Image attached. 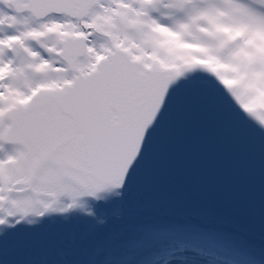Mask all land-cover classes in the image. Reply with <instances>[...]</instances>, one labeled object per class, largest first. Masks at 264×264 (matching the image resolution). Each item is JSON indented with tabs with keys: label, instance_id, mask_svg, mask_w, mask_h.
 <instances>
[{
	"label": "snow or ice",
	"instance_id": "6c2138e0",
	"mask_svg": "<svg viewBox=\"0 0 264 264\" xmlns=\"http://www.w3.org/2000/svg\"><path fill=\"white\" fill-rule=\"evenodd\" d=\"M193 111L226 135L247 228L139 210ZM48 225L71 231L9 258ZM0 264H264V0H0Z\"/></svg>",
	"mask_w": 264,
	"mask_h": 264
},
{
	"label": "water",
	"instance_id": "95a60500",
	"mask_svg": "<svg viewBox=\"0 0 264 264\" xmlns=\"http://www.w3.org/2000/svg\"><path fill=\"white\" fill-rule=\"evenodd\" d=\"M226 135L210 118L193 111L158 146L148 183L164 190L200 188L211 211L242 228L250 226L249 207L241 186L226 166Z\"/></svg>",
	"mask_w": 264,
	"mask_h": 264
},
{
	"label": "rangeland",
	"instance_id": "374dc122",
	"mask_svg": "<svg viewBox=\"0 0 264 264\" xmlns=\"http://www.w3.org/2000/svg\"><path fill=\"white\" fill-rule=\"evenodd\" d=\"M194 190L185 187L167 191L159 186L147 184L137 194L138 207L142 213L155 211L187 215L184 213L185 209H190L191 213L193 211L194 213L195 211L197 213L202 211L210 212L211 209L201 189L197 188ZM211 213L215 214L213 211ZM209 214L206 213L199 216L206 217ZM209 216L216 218L215 215L211 216L210 214ZM70 231L71 229L59 225H48L43 229L21 233L10 240V247L15 249V255L9 258L18 260L32 258L37 253L48 250L54 244L67 237Z\"/></svg>",
	"mask_w": 264,
	"mask_h": 264
},
{
	"label": "trees",
	"instance_id": "16d2710c",
	"mask_svg": "<svg viewBox=\"0 0 264 264\" xmlns=\"http://www.w3.org/2000/svg\"><path fill=\"white\" fill-rule=\"evenodd\" d=\"M194 191H196V190H194ZM184 213H186L187 215H192V216H199V215H203V214H206V213H210L211 216L215 215V217H216V218H214V217H212V218L216 219L218 222H220L221 224H223V225H225V226H227V227H232V225H234V226H239V225L231 224L229 221L223 219L222 217H220V216H218V215H216V214L211 213V211H210V212H209V211H202L201 213H200V212L197 213L196 211H195V213H194V211H193V213H191V212H190V209H189V210H186V209H185V212H184ZM210 214H209V215H210ZM212 214H213V215H212ZM209 215L206 216V217H210Z\"/></svg>",
	"mask_w": 264,
	"mask_h": 264
}]
</instances>
